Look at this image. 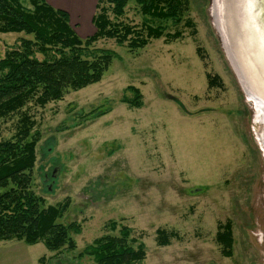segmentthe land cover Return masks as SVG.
I'll return each instance as SVG.
<instances>
[{"label":"rangeland","instance_id":"374dc122","mask_svg":"<svg viewBox=\"0 0 264 264\" xmlns=\"http://www.w3.org/2000/svg\"><path fill=\"white\" fill-rule=\"evenodd\" d=\"M215 3L190 0L197 33L181 26L184 38L173 43L130 51L99 41L116 54L100 82L25 109L40 132L32 189L46 207L67 203L60 222L81 230L72 234L77 248L61 252L0 241V264H96L85 249L122 225L145 244L143 264H264V105L248 94L230 58ZM125 20L143 23L135 0ZM77 23L81 38L94 34L92 21ZM22 36L0 34V59ZM209 74L222 86L210 88ZM129 86L141 90V108L122 102L134 96ZM18 120L0 121L1 138L15 134ZM228 221L230 255L217 241ZM159 229L175 233L170 245L157 244Z\"/></svg>","mask_w":264,"mask_h":264},{"label":"trees","instance_id":"16d2710c","mask_svg":"<svg viewBox=\"0 0 264 264\" xmlns=\"http://www.w3.org/2000/svg\"><path fill=\"white\" fill-rule=\"evenodd\" d=\"M0 0V34L23 33L20 43L0 59V121L19 115L15 134L10 139L0 135V241H23L28 245L43 243L50 252L75 250L72 236L81 226L60 222L67 203L45 206V200L32 189L40 132L37 122L27 112L30 104L45 107L100 82L116 54L97 47L101 40H114L130 51H138L154 40L173 43L184 38L189 28L196 35V24L189 14L190 0H135L143 23L125 20L131 0H98L92 23L93 35L81 38L71 24L70 14L53 7L47 0ZM201 54V51H199ZM210 88L222 86L217 75H208ZM134 96L122 102L130 108L143 106V94L129 86ZM119 224L111 222V229ZM175 233L157 231V244L168 246ZM217 241L224 253H232L231 221L219 225ZM84 254L96 264H143L147 249L126 225L119 233L97 238ZM44 262V258L41 259Z\"/></svg>","mask_w":264,"mask_h":264},{"label":"water","instance_id":"95a60500","mask_svg":"<svg viewBox=\"0 0 264 264\" xmlns=\"http://www.w3.org/2000/svg\"><path fill=\"white\" fill-rule=\"evenodd\" d=\"M215 2L214 17L225 45H230V58L264 105V0Z\"/></svg>","mask_w":264,"mask_h":264},{"label":"crops","instance_id":"0c3cea01","mask_svg":"<svg viewBox=\"0 0 264 264\" xmlns=\"http://www.w3.org/2000/svg\"><path fill=\"white\" fill-rule=\"evenodd\" d=\"M55 8L63 9L70 14L73 24H79L81 20L92 21L96 12L98 0H48Z\"/></svg>","mask_w":264,"mask_h":264},{"label":"bare ground","instance_id":"6f19581e","mask_svg":"<svg viewBox=\"0 0 264 264\" xmlns=\"http://www.w3.org/2000/svg\"><path fill=\"white\" fill-rule=\"evenodd\" d=\"M263 75H264V74H263ZM241 77L243 78L242 80L245 81L246 84H248V82H247L246 79L243 77V75H241ZM244 79H245V80H244ZM245 88H246V91L248 92V94H249L251 97H255V98H257L258 103H259L260 105H261V104L263 105L261 99L259 98L258 94H257L254 90L250 89V87H245ZM259 136H261V141H262V143L264 144V134L261 133Z\"/></svg>","mask_w":264,"mask_h":264}]
</instances>
